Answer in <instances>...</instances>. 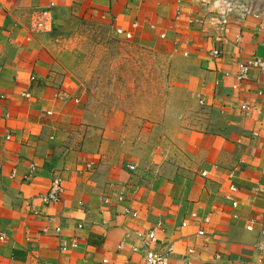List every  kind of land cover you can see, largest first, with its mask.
<instances>
[{"label": "crops", "instance_id": "crops-1", "mask_svg": "<svg viewBox=\"0 0 264 264\" xmlns=\"http://www.w3.org/2000/svg\"><path fill=\"white\" fill-rule=\"evenodd\" d=\"M72 20L165 61L183 96L168 139L138 109L92 103L52 35ZM263 87L264 0H0V264H143L157 225L171 264L188 248L193 264H264ZM54 176L64 192L45 202Z\"/></svg>", "mask_w": 264, "mask_h": 264}, {"label": "rangeland", "instance_id": "rangeland-1", "mask_svg": "<svg viewBox=\"0 0 264 264\" xmlns=\"http://www.w3.org/2000/svg\"><path fill=\"white\" fill-rule=\"evenodd\" d=\"M52 35L67 49V60L76 57L73 67L96 106L112 104L138 109L149 117H144L145 121L156 122V133L166 139L174 126L181 125L172 111L177 109V102L183 101L181 90L171 88L165 61L158 64L154 59L158 56L151 49L118 37L106 26L80 20L69 21L53 30ZM162 109L164 113L160 114ZM168 110L170 113H166Z\"/></svg>", "mask_w": 264, "mask_h": 264}, {"label": "built area", "instance_id": "built-area-1", "mask_svg": "<svg viewBox=\"0 0 264 264\" xmlns=\"http://www.w3.org/2000/svg\"><path fill=\"white\" fill-rule=\"evenodd\" d=\"M49 17L46 14V12H43L42 17L36 20H33L30 24V30L32 32H41L45 31L49 28L48 25ZM118 33L124 34L126 38H130L131 34L123 32L121 29H117ZM213 53L216 55L218 54L217 50H214ZM263 66V60H260L258 58H252L248 60H244L238 64V72H237V78L239 80L247 79L249 70L251 67H262ZM264 91V87L262 88ZM26 96H29L28 93H25ZM241 108L245 110H249L250 106L247 104H241ZM31 170H34V165H31ZM129 169L133 170L135 169V165L131 164L129 165ZM202 174H205V172H202ZM237 191V187L235 185H229L228 186V197L231 199V205L232 207L238 206V201L231 197L235 192ZM64 192V186L62 183V180L58 176H54L49 184L48 191L42 195V199L45 202H54L57 201L60 197V195ZM126 213H130L133 216H136V213L134 211H131L129 209L125 210ZM234 217L237 216V214H233ZM208 219L205 218V222H207ZM255 223L254 219H250L248 224L246 225L247 230H252L253 224ZM160 229L161 227L157 225L153 229H149L147 231H144L142 233H139V236L143 240V244L145 247V255L143 257V264H171L169 260V256L171 251L173 250L172 244H167L164 251H157L150 247L151 243H153L156 240V229ZM262 233H264V211L262 216V225H261ZM198 235H204L205 232L203 229H199L197 231ZM72 244V246H74ZM194 254L193 248H188L186 253L176 264H193V261L191 259V255ZM106 262V260H103Z\"/></svg>", "mask_w": 264, "mask_h": 264}, {"label": "water", "instance_id": "water-1", "mask_svg": "<svg viewBox=\"0 0 264 264\" xmlns=\"http://www.w3.org/2000/svg\"><path fill=\"white\" fill-rule=\"evenodd\" d=\"M212 17L216 18L217 16L215 14H213Z\"/></svg>", "mask_w": 264, "mask_h": 264}]
</instances>
